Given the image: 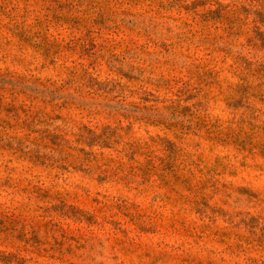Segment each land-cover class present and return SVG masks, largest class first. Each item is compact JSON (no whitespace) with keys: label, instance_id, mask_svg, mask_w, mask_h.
<instances>
[{"label":"rangeland","instance_id":"374dc122","mask_svg":"<svg viewBox=\"0 0 264 264\" xmlns=\"http://www.w3.org/2000/svg\"><path fill=\"white\" fill-rule=\"evenodd\" d=\"M0 264H264V0H0Z\"/></svg>","mask_w":264,"mask_h":264}]
</instances>
